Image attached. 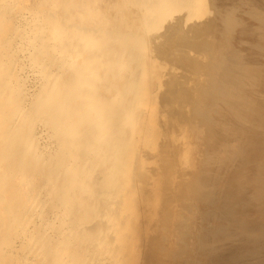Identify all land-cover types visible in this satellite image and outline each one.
I'll return each instance as SVG.
<instances>
[{
	"label": "bare ground",
	"instance_id": "bare-ground-1",
	"mask_svg": "<svg viewBox=\"0 0 264 264\" xmlns=\"http://www.w3.org/2000/svg\"><path fill=\"white\" fill-rule=\"evenodd\" d=\"M201 1L0 0V264H134L157 182L152 47Z\"/></svg>",
	"mask_w": 264,
	"mask_h": 264
},
{
	"label": "rangeland",
	"instance_id": "rangeland-1",
	"mask_svg": "<svg viewBox=\"0 0 264 264\" xmlns=\"http://www.w3.org/2000/svg\"><path fill=\"white\" fill-rule=\"evenodd\" d=\"M200 3L152 47L165 65L146 156L158 191L146 180L137 199L139 215L152 206L134 264H264V0Z\"/></svg>",
	"mask_w": 264,
	"mask_h": 264
}]
</instances>
